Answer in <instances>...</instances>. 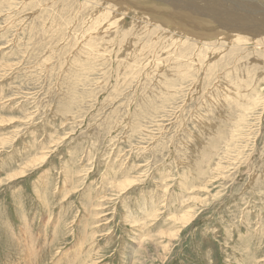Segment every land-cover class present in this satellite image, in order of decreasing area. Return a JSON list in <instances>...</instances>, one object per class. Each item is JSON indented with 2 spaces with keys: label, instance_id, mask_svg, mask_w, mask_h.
<instances>
[{
  "label": "rangeland",
  "instance_id": "374dc122",
  "mask_svg": "<svg viewBox=\"0 0 264 264\" xmlns=\"http://www.w3.org/2000/svg\"><path fill=\"white\" fill-rule=\"evenodd\" d=\"M52 1L0 0V264H264V52L247 48L248 59L241 52L229 65L223 41L212 78L196 58L161 54L157 36L139 27L129 36L135 51L121 30L95 53L78 14L61 18ZM130 1L171 15L184 3ZM253 1L261 4L250 28L261 32L264 0ZM248 4L204 0L212 21L186 10L162 25L210 35V25L247 17L237 12ZM238 69L245 79H224Z\"/></svg>",
  "mask_w": 264,
  "mask_h": 264
},
{
  "label": "bare ground",
  "instance_id": "6f19581e",
  "mask_svg": "<svg viewBox=\"0 0 264 264\" xmlns=\"http://www.w3.org/2000/svg\"><path fill=\"white\" fill-rule=\"evenodd\" d=\"M3 2H8L10 0H2ZM13 1V0H12ZM21 1V0H20ZM23 1V0H22ZM27 1V0H26ZM30 1V4L28 5V8H33L35 5H37L38 7H41L42 5L44 4H47L48 2H45L43 0H29ZM52 1V0H51ZM63 1H66L67 2V5L66 3H63V2H60V0H55L54 3L52 4H55L57 5L58 7L62 8V9H65V10H60L61 12V18H68L69 19H73L72 22L74 21V19L77 18V14H78V18H79V27L80 29L84 30V28H86V31H84V33L82 34L83 37L81 39L82 42L84 41L85 42V45H87V47L90 48V51H95V53H101L102 51H99L96 49V47H106L108 45H110V43L113 44V42L115 41V36L116 34H118L121 30L124 32V39H125V43L126 45H124L125 47V50H127L126 48H128L127 46H133L132 45V42L136 41V37L135 34L134 36L132 37H129L131 35V30L132 29H137L139 27H144L145 29L148 27L150 28L152 31V34L155 36H157L156 38V41L154 42L155 44H153V42H151L154 46L157 44L159 45V49L161 51V54L163 53L165 55V53H169L170 55L171 54H175L177 55L175 58L173 55H171V59L174 58V59H181L182 62H187L189 58H196V64L199 65L202 69H204L205 71H209L211 70V73L208 74L209 77H215L214 76V71L216 72V70L218 69L219 65H220V62L219 61H216L215 59H217L219 57V54L220 53H224V49H225V46H224V43L223 41H226V42H229L230 45H228V49H230L228 51V54H230V61H229V65H232L231 64V61L232 59L234 58L233 55L235 54H240L241 52L242 53H246L247 55V59H248V56H249V52L247 51V48L248 49H252V53L253 54H260L261 52H264V22L260 25V27H257V29H260L262 30L261 32L258 31V30H254L255 28L251 29L250 25H251V21H253V18H254V13L258 12L256 9H253L254 7L253 6H256V2H252V0H247L249 2L248 6H250V3L252 4V8L251 10L250 9H246V8H249V7H244V11L243 9H241L239 12V14H242V15H247V17H245L244 19L242 20H238V21H234V20H229L228 22V25L226 26V28H221V27H217V26H211V30L213 31L210 35H194V34H187L185 32H181V31H178L176 29H174L172 26H163V25H168L169 22H175L174 18L176 16H181L185 13H188L186 10H189L191 12V14L193 13L194 15H191L192 17L195 16L197 18H200L201 20H204V19H207V21H212L210 18H208L207 14H212L214 13L213 10H208V9H205L204 5H203V1L204 0H199L200 3L194 7H191L190 6V3L188 2V0H184V3H180V4H175V6H182L180 7V9L176 12V13H173L172 15L171 14H163L161 12H156L155 9L154 10H150V11H146L147 9H145V11L143 12H140L139 8L140 6H138V4L136 5L135 3L133 4L130 0H126L124 1V3L122 2H119L117 0H115V2L117 4H121L122 6L125 5L124 7L122 8H118L116 6H112L115 5L114 3H109L107 2L106 0H63ZM196 0H191L190 2H195ZM227 1V0H226ZM230 1V0H229ZM246 1V0H245ZM25 2V1H24ZM53 2V1H52ZM60 2V3H59ZM103 2V3H102ZM173 2V1H172ZM22 3V2H21ZM28 4V3H26ZM24 5V4H23ZM49 5V4H48ZM76 5V6H75ZM259 5V4H258ZM36 6V7H37ZM47 6V5H46ZM241 6V5H240ZM244 6V5H243ZM242 6V7H243ZM260 6V5H259ZM35 7V8H36ZM120 7V6H119ZM21 8H22V5H21ZM44 8V7H43ZM83 8V9H82ZM201 8V9H200ZM257 8V7H256ZM260 9L263 8L262 5L261 7H259ZM58 9V8H57ZM81 10H83V12H81ZM142 10V9H141ZM171 10V9H170ZM193 10H198L201 12V14H197V13H194ZM24 11V10H23ZM57 11V10H56ZM19 12V11H18ZM25 12V11H24ZM43 12V11H42ZM175 12V11H174ZM250 12V13H249ZM31 13V12H30ZM28 12V14H30ZM52 13V12H51ZM56 13V12H55ZM215 13H218V12H215ZM34 14H37V13H34ZM34 14L32 15L34 17ZM39 14V13H38ZM134 14V15H133ZM150 14V15H148ZM153 15H158V16H162L164 18H166V20L163 19L162 20H159L157 17L155 16H152ZM219 14V13H218ZM221 14V13H220ZM40 15V14H39ZM51 15V14H50ZM130 15H132V17H130ZM190 15V14H189ZM207 15V16H206ZM31 16V17H32ZM37 16V15H36ZM41 16V15H40ZM45 16V15H44ZM191 16H187V17H191ZM222 16V15H221ZM252 18H250V17ZM43 17V16H42ZM126 17H129V18H132V24L130 26V28L128 29H125L123 28V22L125 21L124 18ZM186 17V16H185ZM186 17V18H187ZM249 17V18H248ZM50 18V17H49ZM48 18V19H49ZM194 18V17H193ZM248 18V20H247ZM255 18L261 20V21H264V16H256ZM39 19V17H38ZM42 19V18H41ZM162 19V18H160ZM48 21V20H47ZM138 21V22H136ZM159 22V23H156V22ZM169 21V22H168ZM187 21V20H186ZM199 21V19H198ZM206 21V22H207ZM43 22V21H42ZM67 22V21H65ZM70 22V21H69ZM68 22V23H69ZM168 22V23H167ZM204 22V21H203ZM202 22V23H203ZM214 22V21H213ZM258 25H259V21H255ZM76 23V21H75ZM129 23V22H127ZM38 24H41L42 27L43 24L42 23H38ZM66 24V23H65ZM163 24V25H162ZM194 24V23H193ZM254 24V23H253ZM35 25V24H34ZM128 25V24H127ZM195 25V24H194ZM196 25H199L198 23ZM47 26V24L45 25ZM53 26V25H52ZM68 28L70 29L71 25H67ZM200 26V25H199ZM35 27V26H34ZM42 27H39V28H42ZM205 27V26H203ZM208 27V28H210ZM49 28V27H48ZM63 28V27H61ZM200 28V27H198ZM202 28V27H201ZM30 29H33L32 28V25H31V28ZM47 29V27L45 28ZM73 29V28H72ZM125 29V30H123ZM207 29V28H205ZM36 29H34L33 32H35ZM38 30V29H37ZM44 30V28L42 29ZM55 30V29H54ZM148 30V29H147ZM203 30V29H202ZM220 30L222 32H220ZM68 31V30H67ZM77 31H79L77 29ZM140 31V30H139ZM145 31V30H144ZM206 31V30H204ZM148 32V31H147ZM197 32V31H196ZM122 33V32H121ZM134 33V32H133ZM136 33V32H135ZM120 34V33H119ZM141 34H144L141 33ZM121 35V34H120ZM133 35V34H132ZM139 35V34H138ZM150 35V34H148ZM153 36V37H154ZM155 36V37H156ZM246 36V37H245ZM122 37V36H121ZM149 37V36H148ZM147 37V38H148ZM151 37V36H150ZM154 37V38H155ZM112 38V39H111ZM119 38V37H118ZM143 38V37H142ZM212 38L213 39H216L215 41H212ZM139 39V38H138ZM146 39V38H145ZM111 40V41H110ZM117 40V39H116ZM148 40V39H147ZM154 40V39H153ZM81 41V40H80ZM120 41V39H119ZM123 41V39H122ZM139 41V40H137ZM151 41V40H150ZM109 42V43H108ZM118 42V41H117ZM121 42V41H120ZM147 42V41H146ZM87 43V44H86ZM99 43V44H98ZM136 43V42H135ZM149 43V42H148ZM98 44V45H97ZM121 44V43H119ZM128 44V45H127ZM137 44V43H136ZM150 44V43H149ZM162 46H161V45ZM118 45V44H117ZM116 45V46H117ZM146 45V44H145ZM77 46H79V43L77 44ZM81 46V45H80ZM136 46V45H135ZM151 45V47H154ZM84 46H82L83 48ZM109 47V46H108ZM107 47V49H108ZM112 47V46H110ZM120 47V46H119ZM122 47V46H121ZM134 47V46H133ZM116 48V47H115ZM106 49V48H105ZM114 49V47L112 48ZM120 49V48H119ZM130 49V48H128ZM146 49V48H145ZM104 50V49H103ZM122 50V48H121ZM132 50V49H131ZM246 50V51H244ZM105 51H109L108 50H105ZM111 51V50H110ZM115 51V50H114ZM113 51V52H114ZM134 51H135V47H134ZM132 51V55H133V52ZM154 51V50H152ZM156 51V50H155ZM226 51V50H225ZM239 51V52H238ZM88 52L86 51L85 49L81 52L80 56L81 55H86L85 53ZM131 52V51H130ZM148 52V51H147ZM147 52H144L147 54ZM151 52V51H150ZM159 52V51H157ZM156 53V52H154ZM93 54V53H92ZM128 54V53H127ZM135 54V52H134ZM149 54V53H148ZM152 54V53H151ZM150 54V55H151ZM158 54V53H157ZM120 55V54H119ZM160 55V54H159ZM262 55V54H261ZM260 55V60L261 58H263L262 56ZM90 56V54H89ZM88 56V57H89ZM135 56V55H133ZM143 56V55H142ZM212 56V60L209 59V57ZM252 56V54H251ZM264 56V55H263ZM85 57V56H84ZM92 57V56H91ZM127 57H131L130 56V53L129 55H127ZM250 57V56H249ZM257 57V56H256ZM81 59H83L82 57H80ZM79 58V59H80ZM134 58V57H133ZM246 59V60H247ZM254 59H255V56H254ZM86 60V59H85ZM178 60V61H179ZM181 60L179 62H181ZM194 60V59H193ZM206 60L208 62H206ZM210 60V62H209ZM228 60V59H227ZM234 60V59H233ZM80 61V60H79ZM76 63L77 65H81V62L79 63ZM124 61L123 60V65L125 66L127 64V66L129 65L128 63L124 64ZM177 61V62H178ZM189 61H192L189 59ZM188 61V64L190 63ZM240 61V60H239ZM238 61V62H239ZM258 61V60H257ZM77 62V61H76ZM138 62V61H137ZM171 62V61H170ZM194 64L195 62L192 61ZM235 62V61H234ZM237 62V64H238ZM73 63V62H72ZM84 63V62H83ZM131 63H135V59H133L131 61ZM149 63V62H148ZM226 63V61H225ZM241 63H246L245 60L242 61ZM75 64V61L74 63ZM131 64V65H132ZM140 64V63H139ZM168 63H166L167 65ZM195 64V65H196ZM205 64V65H204ZM178 65V64H177ZM182 65V64H181ZM186 65V63H185ZM196 65V67H197ZM134 66V65H133ZM163 66V65H162ZM174 66L176 68H174ZM172 64V66H169L167 71L170 73V77L171 78H176L178 75H177V71L174 72L175 69H178V67L180 66H176ZM184 66V65H182ZM190 67H194L193 65H188ZM78 67V66H77ZM83 67V66H82ZM81 67V68H82ZM140 67V66H138ZM196 67L194 69H196ZM72 68H73V65H72ZM80 68V69H81ZM125 68V67H124ZM123 68V69H124ZM134 67H131L130 69L133 71ZM160 68V67H159ZM165 68V66H164ZM188 68V67H187ZM200 68V69H201ZM240 68V67H239ZM79 69V71H81ZM186 69V68H185ZM185 69H179V71L181 70H185ZM190 69V68H189ZM193 69V70H194ZM188 70V69H186ZM199 71V69H197ZM229 70V69H228ZM240 71H235L233 72L234 75H227V76H224V79H232V77L234 78L235 76L238 77V80L240 79H245L244 76H241L243 73L241 71V69H238ZM78 71V70H76ZM130 71V70H129ZM135 71V70H134ZM133 71V72H134ZM180 71V72H181ZM196 71V70H195ZM128 72V71H127ZM179 72V73H180ZM187 72V71H186ZM200 72V71H199ZM246 72V71H245ZM188 73H191L190 72H187L186 74ZM193 73V72H192ZM202 73H204L202 71ZM124 74V73H123ZM129 74V73H128ZM126 74L125 76H127L125 79L127 80V78H129L130 76H132V74L130 73L129 75ZM180 74H183L185 75L184 73H180ZM165 75V74H163ZM168 75V73H167ZM192 75V74H190ZM216 75V73H215ZM226 75V74H225ZM122 76V75H121ZM180 76V75H179ZM178 76V77H179ZM182 76V75H181ZM188 75H186L185 79L187 78ZM177 77V78H178ZM207 77V76H206ZM124 78V77H122ZM134 78V77H133ZM164 78V76H163ZM189 78V77H188ZM90 79V78H89ZM123 79V80H125ZM167 79V78H166ZM183 79V77H182ZM258 79V78H257ZM171 82L172 80L174 79H170ZM165 81V79H164ZM179 83H181L180 80H178ZM224 81V80H223ZM125 82V81H124ZM163 82V81H162ZM167 82V81H166ZM177 82V81H176ZM242 83V86L241 87H244V80H241L240 81ZM253 82V80H252ZM174 83V82H172ZM165 84V82L163 83ZM167 84V83H166ZM175 85V83H174ZM180 85V84H179ZM214 86V85H213ZM227 86V85H226ZM170 87H173V86H170ZM240 85H239V88L238 90H240V92H242L243 88H241ZM252 87V86H251ZM167 88V87H166ZM175 88H176V85H175ZM174 88V89H175ZM159 89V87H158ZM173 89V90H174ZM242 89V90H241ZM252 89V88H251ZM168 90V89H167ZM172 90V91H173ZM221 90V89H220ZM237 89L234 90V94L235 95H232L230 94V96H228V99L231 100V101H238L239 100V96H242L243 94H240L239 91ZM161 91V90H160ZM171 91V88L170 90ZM171 91V92H172ZM174 92V91H173ZM172 92V93H173ZM176 92V91H175ZM174 92V93H175ZM170 93V92H169ZM114 94V93H113ZM160 94V93H159ZM162 94V93H161ZM146 95V94H145ZM164 95V94H162ZM171 95V94H169ZM247 98L246 95L241 98V99H245ZM161 99H162V96H161ZM211 102V101H210ZM223 101H221L220 104H222ZM236 103V102H235ZM219 104V103H218ZM225 105V104H224ZM144 109V108H143ZM128 110V109H127ZM146 110V109H145ZM143 110H141L142 112ZM236 112V111H235ZM257 112V111H256ZM145 113V112H144ZM208 113V112H207ZM201 114V113H200ZM242 118H244V116H241ZM246 117V116H245ZM138 119V118H137ZM139 121V120H138ZM245 121V120H243ZM242 121V123H243ZM245 123L242 124V126H245L247 124L244 125ZM136 126V125H135ZM239 126V125H238ZM163 127V126H162ZM206 127V126H205ZM161 128V127H160ZM236 128V127H234ZM244 128V127H242ZM239 133V132H238ZM234 138V137H233ZM230 145V144H229ZM232 146V145H230ZM238 146V145H237ZM229 147V146H228ZM43 158V157H42ZM23 174V172H21ZM20 174H15L13 175L12 177H16ZM185 222H188L189 221V218L187 217H184L183 219ZM182 220V221H183ZM174 236H176L174 234ZM92 258V257H91ZM135 258V257H134Z\"/></svg>",
  "mask_w": 264,
  "mask_h": 264
},
{
  "label": "water",
  "instance_id": "95a60500",
  "mask_svg": "<svg viewBox=\"0 0 264 264\" xmlns=\"http://www.w3.org/2000/svg\"><path fill=\"white\" fill-rule=\"evenodd\" d=\"M259 4H261V3H259ZM263 10H264V6H263ZM262 10V12L264 13V11ZM259 16H264L263 14H259Z\"/></svg>",
  "mask_w": 264,
  "mask_h": 264
}]
</instances>
